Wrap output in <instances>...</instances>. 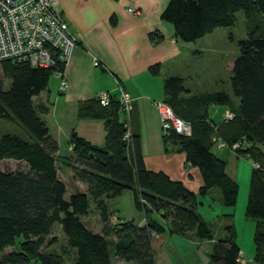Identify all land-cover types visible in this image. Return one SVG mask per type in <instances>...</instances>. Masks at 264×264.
Masks as SVG:
<instances>
[{
  "label": "trees",
  "instance_id": "trees-1",
  "mask_svg": "<svg viewBox=\"0 0 264 264\" xmlns=\"http://www.w3.org/2000/svg\"><path fill=\"white\" fill-rule=\"evenodd\" d=\"M239 12L245 16L246 38L237 43L230 92L190 94L182 78L167 77L163 82V102L191 127L190 136L173 131L162 134L164 151L184 154L186 164L198 169L203 186L197 194L162 172L146 169L138 130L130 127L129 134L130 124L118 98L112 96L107 106L93 98L76 108L80 120L103 121V146L71 132L68 145L72 155L58 159V144L40 119L49 108L39 99L54 69L0 63V121L21 126L28 135L27 139L10 133L0 136V164L15 161L28 167L27 172L0 168V264H63L64 260L71 264H114V260L156 264L151 246L154 236L212 242V231L197 212L198 199L217 189L222 206L232 210L238 196L237 183L226 172V161L217 155L218 142L252 164L245 218L255 224L253 262L264 264V0H169L160 19L173 27L177 41L190 44L216 29L232 27ZM150 39H156V33ZM159 70L154 66L150 72L156 75ZM213 107H224L233 117L216 122L209 115ZM234 145L237 148L231 150ZM57 161L70 168L73 180L85 186L84 193L67 192ZM125 191L133 193L134 206L144 214L145 225L113 219L112 204ZM92 210L101 225L99 233L84 223ZM224 217L230 224L224 228V238L212 245L211 264H237L240 250L233 214ZM55 227L66 240L59 252L48 251L55 239L46 241ZM17 239L21 242L15 252ZM7 249L10 251L3 254Z\"/></svg>",
  "mask_w": 264,
  "mask_h": 264
},
{
  "label": "crops",
  "instance_id": "crops-1",
  "mask_svg": "<svg viewBox=\"0 0 264 264\" xmlns=\"http://www.w3.org/2000/svg\"><path fill=\"white\" fill-rule=\"evenodd\" d=\"M168 3L169 0H64L59 7L61 15L76 38L77 45L64 72L68 88L64 93L59 94L62 96L63 109H61V116L54 123L55 134H51L48 123L45 122V124L57 144L61 139H66L68 145L71 132H75L79 137L97 146L104 142V123L102 120L81 121L78 119L77 104L96 98L101 92L108 93L117 99L122 89L134 101V110L129 124L132 129L138 130L141 154L146 169L156 173L162 172L172 181L180 182L189 192L197 194L203 186L200 172L186 164L184 154L175 150L164 151L162 125L153 103L163 102V82L167 77L182 78L184 87L190 94L207 93L203 91L213 87L218 89L219 84H223L228 89L235 58L227 62L226 72L229 76L226 82L219 78L204 80L202 69L196 68L193 62L194 56L189 52L195 43L185 44L177 41L173 27L160 19ZM153 33H156V39L151 40L150 35ZM95 60L98 62L97 66L93 64ZM154 66L160 68L156 75L150 72ZM39 99L44 101L42 94ZM227 110L224 108L222 114ZM211 118L214 119V117ZM215 121L220 122L221 119ZM93 136L98 137L97 142H94ZM71 149L68 145L69 153ZM227 167L228 165L226 172ZM70 173L72 177V172ZM228 176L234 180L231 174ZM74 184L78 187L74 191L83 193L86 191L81 183L75 181ZM129 192L134 205L133 193ZM214 192L212 189L208 195L199 198L200 205L197 208V212L208 223L209 228L208 219L212 216H215L218 222L217 236L211 230L212 242L204 243L205 241L187 240L178 236H170L169 240L166 234H162L152 238V249H154V240L158 241L162 249H166L165 245L172 240L176 242L177 247L192 253L191 264H211L208 252L215 241L224 238V228L230 224L224 215L231 213L229 209L222 206L220 195L210 198V194ZM213 200L218 202L216 206L219 210L216 208L213 210ZM117 202L119 197L112 204L113 219L132 222L136 226L146 224V218L142 212L139 222L122 218L119 203L118 208H115ZM242 204L244 209L245 200H242ZM235 215L233 214V225L236 231V245L244 254L243 264H256L253 262L255 224L247 220L245 214L243 217L241 210ZM152 218L163 223L157 215H153ZM176 244L173 245L176 246ZM205 246L209 247V250L204 252L202 248ZM170 252L166 253L167 259ZM188 258H190L189 255Z\"/></svg>",
  "mask_w": 264,
  "mask_h": 264
},
{
  "label": "rangeland",
  "instance_id": "rangeland-1",
  "mask_svg": "<svg viewBox=\"0 0 264 264\" xmlns=\"http://www.w3.org/2000/svg\"><path fill=\"white\" fill-rule=\"evenodd\" d=\"M236 21L232 27L228 28H219L216 29L213 33L205 36L204 38L198 40L193 44L192 49L189 50L190 53L194 56L193 62L196 66V68L202 69V78L204 80L207 79H216L219 78L221 80H224L225 82L228 80V74L226 72V66L227 62L230 61L233 57L236 58L239 54L237 43L240 40H243L246 38V20L245 16L242 12H239L236 14ZM197 53H196V52ZM59 79L53 74L50 77V80L48 82L47 89L42 93L43 100L46 101V104L49 108V112L46 115H40V119L44 122L48 123V127L50 129L51 134H55L56 125L54 123L59 119L61 116V109H63L61 103L62 96L59 95ZM213 85V84H212ZM218 89H208L203 92H214V91H229L226 87L223 86V84L218 85ZM230 92V91H229ZM60 101V102H59ZM59 102V103H58ZM35 103L36 100H35ZM224 110V107H213L210 110V116L214 117L215 120H222L224 114H222ZM81 121H95V120H81ZM100 121V120H96ZM82 123V122H78ZM83 126V124L81 125ZM80 128V126L78 127ZM83 128V127H82ZM5 133L15 134L23 138H28V135L26 131L18 125L7 123V122H1L0 121V136ZM162 134V129H161ZM94 142H97L98 137L93 136ZM104 142L101 144H98L97 146H103ZM58 150L59 155H57L58 159L61 156H71V152H68V145L66 139H61L58 142ZM217 155L227 162V173L231 174V176L234 178V180L237 183L238 186V196H237V202L236 206L231 210L229 208V211L232 212V214H236L241 210V213L244 217L245 214V206L247 202L248 197V189H249V180L252 172V164L250 160L246 157H239L237 158L232 152L223 150V151H217ZM59 178L65 183L67 187V192L71 193L74 191V189L77 187L75 186V181L71 177V171L69 170V167L67 166H61L60 162L57 161L56 163ZM0 168L2 170L11 171V172H27L28 167L22 163V162H15V161H3L0 164ZM78 188V187H77ZM215 191L214 193L210 194V198L212 196L219 197V191L217 189H213ZM129 197V198H128ZM118 199V198H117ZM242 200H245V205L243 209ZM119 203L122 213H120L121 217L127 220H133L134 222H139V217H142L141 212L137 211L135 206L133 205V200L131 193L129 191H125L120 197L119 202L116 203L115 208L117 204ZM217 201L213 200V207L215 210L219 207ZM241 208V209H240ZM140 213V214H139ZM212 214H215L212 212ZM120 217V216H119ZM236 217V215H235ZM136 218V219H135ZM124 220V219H123ZM210 221V228L213 231V234L217 236L218 232V222L215 220V216H212L211 219H208ZM84 223L86 226L92 231L99 233L101 230V225L98 219L97 214L92 210L88 217L84 219ZM161 236V235H160ZM167 239L170 238L168 234H166ZM51 239L56 240V244L52 246L48 251L52 252H59L60 248L66 246V240L63 237L61 231L59 228L55 227L51 236L46 239L48 242ZM174 239V238H173ZM176 239V238H175ZM187 240H193V238H186ZM170 240V239H169ZM19 242H21V239L16 240V245L13 248L15 252H18L19 250ZM154 243V253H155V259L156 264H191L190 259L192 260V253L185 251L183 248L177 247L176 242H167V245H165L166 249H162L160 244L158 245V241H153ZM175 243V245L173 244ZM204 243H207L205 241ZM252 243V240H251ZM157 244V245H156ZM212 248V246H211ZM171 249V252H170ZM168 252H167V251ZM209 250V247L202 248V251ZM10 249L5 250L3 254L8 253ZM170 255L166 256V253H169ZM201 253V251H200ZM209 255L211 253L208 252ZM190 258H188V255ZM2 256V254H0ZM28 264H35L34 262L28 263ZM63 264H71L70 260H64ZM114 264H123L121 261L114 260ZM133 264V263H128Z\"/></svg>",
  "mask_w": 264,
  "mask_h": 264
},
{
  "label": "built area",
  "instance_id": "built-area-1",
  "mask_svg": "<svg viewBox=\"0 0 264 264\" xmlns=\"http://www.w3.org/2000/svg\"><path fill=\"white\" fill-rule=\"evenodd\" d=\"M63 1L0 0V63L13 61L27 63L34 68L54 69V75L60 81L59 94L68 88L64 72L77 45L76 38L61 15L59 7ZM93 64L97 66L98 62L95 60ZM60 66H63V70H60ZM96 98L102 106L110 102V95L105 92L99 93ZM118 100L129 123L134 101L122 89ZM153 106L161 121L162 134L173 131L181 136H190V125L176 117L167 104L156 101ZM232 117L227 111L223 119ZM128 128L130 134V125ZM216 148L218 151L229 149L221 142L217 143ZM236 148L237 145H234L231 150ZM243 257V252L239 251L236 263L243 264Z\"/></svg>",
  "mask_w": 264,
  "mask_h": 264
}]
</instances>
